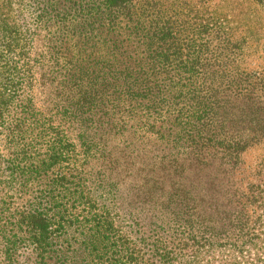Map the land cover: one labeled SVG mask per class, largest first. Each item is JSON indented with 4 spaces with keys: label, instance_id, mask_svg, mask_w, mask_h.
Masks as SVG:
<instances>
[{
    "label": "trees",
    "instance_id": "obj_1",
    "mask_svg": "<svg viewBox=\"0 0 264 264\" xmlns=\"http://www.w3.org/2000/svg\"><path fill=\"white\" fill-rule=\"evenodd\" d=\"M170 1L0 0V264H264V77Z\"/></svg>",
    "mask_w": 264,
    "mask_h": 264
},
{
    "label": "rangeland",
    "instance_id": "obj_2",
    "mask_svg": "<svg viewBox=\"0 0 264 264\" xmlns=\"http://www.w3.org/2000/svg\"><path fill=\"white\" fill-rule=\"evenodd\" d=\"M178 2L177 0H173ZM173 5L174 3L169 0ZM210 8L225 26L233 41L239 42L232 49L238 67L249 73L264 77V1L255 0H209ZM264 101V92H260ZM262 146H253L243 156L244 170L236 179L244 180L263 152Z\"/></svg>",
    "mask_w": 264,
    "mask_h": 264
}]
</instances>
